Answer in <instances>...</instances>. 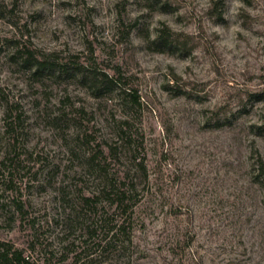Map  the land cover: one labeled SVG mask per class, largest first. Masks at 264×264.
Segmentation results:
<instances>
[{"label": "rangeland", "instance_id": "obj_1", "mask_svg": "<svg viewBox=\"0 0 264 264\" xmlns=\"http://www.w3.org/2000/svg\"><path fill=\"white\" fill-rule=\"evenodd\" d=\"M5 1L19 23L0 18V163L14 171L10 188L0 164V237L35 264H72L67 246L80 231L68 213L95 185L88 154L116 140L125 115L114 92L93 96L72 70L81 63L141 97L126 110L148 180L109 261L264 264L252 157L257 148L264 159V0ZM164 26L186 44L156 42ZM15 44L55 71L12 59ZM125 154L111 167H132Z\"/></svg>", "mask_w": 264, "mask_h": 264}, {"label": "trees", "instance_id": "obj_2", "mask_svg": "<svg viewBox=\"0 0 264 264\" xmlns=\"http://www.w3.org/2000/svg\"><path fill=\"white\" fill-rule=\"evenodd\" d=\"M15 9V2L11 4L0 0V18H8L10 25L18 27L19 21L17 17L14 18ZM217 9L216 3L215 10ZM215 13L219 17L222 16L221 11ZM155 40L170 48H176L178 44H186V41H181L178 33L169 26L159 29ZM10 57L12 59L19 57L22 65L33 70L34 73L53 72L56 68L53 60L39 58L33 50L17 44ZM68 69L71 68L66 67L65 71H69ZM72 70L89 85L93 96L101 97L104 92H114L120 100L124 101L121 105H123L125 115L115 120L114 137L116 140L110 143L105 141L106 146L97 145L98 148L88 154V169L95 185L89 192L81 187L76 201L71 205L68 216L72 217L71 220L74 221V226L78 228L80 234L75 235V239L69 242L67 247L70 252H73L72 264H121L120 261H109L107 255L114 254L120 248L125 247L122 237L127 235L132 228L136 219V206L144 197V183L148 180L145 160L136 153L137 149L132 140L130 116L127 112V107L133 108L139 104L141 97L137 90H128L122 85L119 75L92 71L90 67L81 63L74 64ZM188 93L185 90L177 92V94ZM122 152L126 153L125 155L133 166L127 170L112 168V163L122 158L120 156ZM252 157L254 178L259 179L264 185V159L257 148L253 149ZM7 159H3L0 164L3 165L5 180L10 182L8 187L13 188L11 183L14 171L13 168L6 170ZM22 207V204H18L17 211H22ZM69 257V253H63L61 260H67ZM0 264H35V262L24 248L17 247L10 240L0 237Z\"/></svg>", "mask_w": 264, "mask_h": 264}]
</instances>
